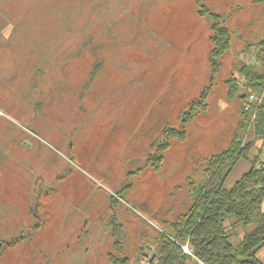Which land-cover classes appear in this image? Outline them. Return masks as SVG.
<instances>
[{
	"label": "rangeland",
	"instance_id": "1",
	"mask_svg": "<svg viewBox=\"0 0 264 264\" xmlns=\"http://www.w3.org/2000/svg\"><path fill=\"white\" fill-rule=\"evenodd\" d=\"M14 2L16 20L0 24V264H106L118 248L155 264L153 235L238 126L227 81L264 37V3L206 0L233 31L210 85L211 28L195 0ZM209 85L186 140L153 170L152 142Z\"/></svg>",
	"mask_w": 264,
	"mask_h": 264
},
{
	"label": "trees",
	"instance_id": "2",
	"mask_svg": "<svg viewBox=\"0 0 264 264\" xmlns=\"http://www.w3.org/2000/svg\"><path fill=\"white\" fill-rule=\"evenodd\" d=\"M195 5L197 14L207 19L211 28V85L222 58L233 46V31L224 15L212 10L206 0H195ZM255 46L261 65L244 63L239 77L232 75L227 81L230 99L241 101L238 126L227 147L206 159L200 176L190 182L189 204L176 218L165 219V228L153 235L158 253L155 264H261L257 254L264 248V161L261 152L253 155L252 150L258 140H264V99L259 104L250 102L248 94L254 91L261 95L264 91V37ZM101 64L96 61L90 80L99 73ZM210 85L189 104L179 127L164 126L161 137L152 142L146 164L153 170L163 168L173 141L186 140L189 122L207 106ZM242 161L250 164L249 170L231 182L232 172ZM112 224L119 225L116 217ZM185 246L191 253L184 250ZM131 263L130 256L118 248L109 254L106 264Z\"/></svg>",
	"mask_w": 264,
	"mask_h": 264
},
{
	"label": "crops",
	"instance_id": "3",
	"mask_svg": "<svg viewBox=\"0 0 264 264\" xmlns=\"http://www.w3.org/2000/svg\"><path fill=\"white\" fill-rule=\"evenodd\" d=\"M13 2L14 0H0V24L1 22L4 23L6 19H9L12 21L16 20V15L19 13H17V10L15 9L16 5H14V3L16 4V2L14 3ZM252 54H253L252 55L253 60L251 62L246 61L244 63L259 67L261 65V60L258 57V48L256 46L254 50L252 51ZM263 146H264V140H258L255 147L252 150L253 155L259 154L263 150ZM261 160H262V157H261ZM263 209H264V204H263ZM257 256H258L260 263L264 264V248H262L258 252ZM190 264H194V263L190 262Z\"/></svg>",
	"mask_w": 264,
	"mask_h": 264
},
{
	"label": "built area",
	"instance_id": "4",
	"mask_svg": "<svg viewBox=\"0 0 264 264\" xmlns=\"http://www.w3.org/2000/svg\"><path fill=\"white\" fill-rule=\"evenodd\" d=\"M242 81L245 83L247 81V79H242ZM264 99V91L261 93V95L257 94L256 92L254 91H250L249 94H248V100L250 102H257L258 104L262 102V100ZM249 105H248V109H249ZM255 116H256V113H254L253 115V119H255ZM187 248L185 249L188 253H191V250L188 248V246H186ZM197 264H204L203 262L201 261H198Z\"/></svg>",
	"mask_w": 264,
	"mask_h": 264
},
{
	"label": "water",
	"instance_id": "5",
	"mask_svg": "<svg viewBox=\"0 0 264 264\" xmlns=\"http://www.w3.org/2000/svg\"><path fill=\"white\" fill-rule=\"evenodd\" d=\"M186 248H187V247L185 246V247H184V250H185ZM185 251H186V250H185ZM186 252H187V251H186Z\"/></svg>",
	"mask_w": 264,
	"mask_h": 264
}]
</instances>
